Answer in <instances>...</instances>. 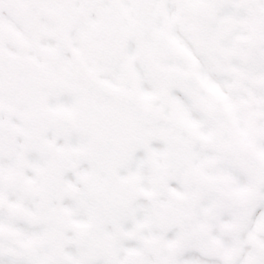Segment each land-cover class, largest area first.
<instances>
[{
	"label": "snow or ice",
	"instance_id": "obj_1",
	"mask_svg": "<svg viewBox=\"0 0 264 264\" xmlns=\"http://www.w3.org/2000/svg\"><path fill=\"white\" fill-rule=\"evenodd\" d=\"M0 264H264V0H0Z\"/></svg>",
	"mask_w": 264,
	"mask_h": 264
}]
</instances>
